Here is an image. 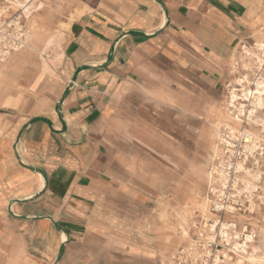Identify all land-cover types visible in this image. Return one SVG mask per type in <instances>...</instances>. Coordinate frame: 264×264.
<instances>
[{"label": "crops", "instance_id": "obj_1", "mask_svg": "<svg viewBox=\"0 0 264 264\" xmlns=\"http://www.w3.org/2000/svg\"><path fill=\"white\" fill-rule=\"evenodd\" d=\"M80 7L38 42L36 52L47 51L56 34L58 62L11 77L17 53L1 67L0 259L168 264L182 235L158 209L161 197L170 202L173 180L140 150L175 147L156 140L155 101L173 100L180 119L202 113L188 102L186 79L230 77L239 43L264 40V0H83Z\"/></svg>", "mask_w": 264, "mask_h": 264}, {"label": "rangeland", "instance_id": "obj_2", "mask_svg": "<svg viewBox=\"0 0 264 264\" xmlns=\"http://www.w3.org/2000/svg\"><path fill=\"white\" fill-rule=\"evenodd\" d=\"M33 1H35V5L30 15H27L24 12L25 5ZM82 1L0 0V45L6 50L10 49L11 44H6L5 42L18 43L20 46L19 50L13 51L7 57L9 60L19 53L15 63L9 69V76L20 77L27 75L28 72L45 71V62L47 65L58 62V45H51L47 51L41 50V52H36L38 51V42L41 40V37L46 39V35L52 29L65 28V24L61 23V20H67L68 17L73 19L76 14L78 15L80 10H82L80 9ZM39 4H41V7L38 6ZM45 18L47 21H44ZM56 23L57 25H55ZM48 24L51 25V28L47 26ZM48 40L44 44V50L47 49ZM230 79H232L231 70L228 79H186L187 83L184 89L191 96V101L189 98L188 102H192L190 105L193 108H196L195 105L197 104L202 110V113H198L196 116L189 112L186 119L183 117L180 119V110L173 100L157 99L155 101L157 113L156 125L160 130L155 133L156 140L161 141L166 139L173 142L175 147L163 149L145 146L140 149L141 155L156 158V167L167 169V173L172 177V193L164 197L170 202L165 204L163 197H161L158 210L160 211V219L170 222L171 230L175 235H182L183 237V234L186 232L191 234L183 246L189 245L191 239H196L198 226L203 220L201 214L205 205L204 199L206 196L209 197V188L211 187L208 177L210 167L212 166L210 144L211 142H215L214 126L220 121L224 122L227 118L223 112V107L225 105L224 100L227 97L225 85ZM176 87H182L183 89V86L179 87V85H176ZM164 123H166V127H164ZM234 123H236L238 128L243 126L242 122L234 121ZM142 136L144 140L149 139L147 132L142 133ZM219 147H221L220 144ZM176 155H179V158H181V164L174 162ZM167 157H170V159ZM220 157H224L222 147ZM163 163H166V165ZM253 164H249V166H253ZM261 168H264L263 161L261 162ZM260 186L253 191L252 199L255 202V207L252 210L240 211L235 216H226L228 220L232 219L237 223V230L241 234L244 233L245 236H248V234L254 232L253 241L248 243L247 250L249 252L253 250L252 245H261L259 230L264 228V180ZM174 188L176 189L174 190ZM182 237L172 247L171 253L174 254L176 252L175 249L182 240ZM261 247L264 249L262 245ZM229 253L232 257L229 260V264H250L249 253L244 255L235 251H230ZM0 264H10V262L6 259H0Z\"/></svg>", "mask_w": 264, "mask_h": 264}, {"label": "built area", "instance_id": "obj_3", "mask_svg": "<svg viewBox=\"0 0 264 264\" xmlns=\"http://www.w3.org/2000/svg\"><path fill=\"white\" fill-rule=\"evenodd\" d=\"M247 59L257 54V63L254 68L243 66L240 54ZM232 79L226 82L225 106L232 117L242 122L243 126L235 128L232 125L221 124L220 145L224 151V157L216 158L212 161L210 167L209 191L210 210L212 216L203 217L198 226L196 239H191L190 244L180 247L169 258L168 264H229L232 259L230 251L234 250V242L239 241L242 244L248 243L246 236L236 238L233 229L237 228L234 220L228 221L229 227L224 228L227 231L226 236H216L215 240H209L206 237V230L215 224L217 232L220 233L222 223L226 219V214L236 215L240 211L252 210L255 202L252 199L253 191L245 188L241 181V175L245 170L238 171L237 166L242 164L250 169L261 168V162H264V142L247 141L244 132L250 121V111H254V116L264 117V104L255 109L256 96L246 97V89L256 90L257 81L263 82L264 88V45L251 39H244L239 43L237 55H234L231 63ZM264 95V93H263ZM252 117V116H251ZM261 146V147H259ZM253 166H249V164ZM264 169V168H262ZM224 174L225 179L222 178ZM234 224V225H233ZM241 238V239H240ZM225 251L226 254L220 253ZM237 252V251H235ZM239 253V252H238ZM243 255L247 254L240 252ZM225 258V259H224Z\"/></svg>", "mask_w": 264, "mask_h": 264}, {"label": "bare ground", "instance_id": "obj_4", "mask_svg": "<svg viewBox=\"0 0 264 264\" xmlns=\"http://www.w3.org/2000/svg\"><path fill=\"white\" fill-rule=\"evenodd\" d=\"M20 1V0H19ZM18 3V2H17ZM35 5V1L26 4L25 5V10L24 12L27 15H30V13L32 12V8ZM39 7H41V4L38 5ZM24 13V14H25ZM20 27V26H19ZM27 31V30H26ZM28 32V31H27ZM31 34L32 32L29 31ZM35 34V33H34ZM3 37V36H2ZM19 40V39H18ZM56 40V34L52 35L47 43V48L50 47L51 44H53ZM261 43V45H264V41H259ZM6 44H11L10 49L6 50L4 49L1 45H0V72H1V67L2 64L5 60H7V57L12 54L13 51H17L19 50L18 48L20 47L18 43H11V42H5ZM25 43V42H23ZM28 45V44H27ZM238 52V48L236 49L235 54L237 55ZM242 61H243V66L247 67V68H254V66L257 63V57H259L257 54H254L251 58L247 59L246 56H244L242 53L240 54ZM1 74V73H0ZM263 82L261 81H257V87L256 90L253 89H246L245 92V96L246 97H253L255 96V93H259V95L256 96V101H255V109L258 108V106H262L264 104V88H262L259 85H262ZM225 103V101H224ZM229 110V108H228ZM227 110V106L224 105L223 107V112L225 113V115L227 116V118L225 119L224 122H219L217 125H215V133H214V138H215V142H211L210 144V157L212 159V161H214L216 158H221L220 157V151H221V147H219L220 144V136H221V124H226V125H232L235 128H238V126H236V123H234V121L238 122L237 120H235L232 115L228 112ZM250 121L248 122V127L246 128L245 132H244V136L246 138L247 141L252 140L254 142H264V117H256L254 116V111H250ZM240 122V121H239ZM261 147V146H259ZM238 171H243L245 170V172L242 173L241 175V181L243 182V184L245 185V188L248 190H252V189H258L261 184V182L264 180V170L262 168H253L250 169L248 167H244L242 164H239L237 166ZM208 177L210 180L211 177V173H208ZM222 178L225 179L224 174H222ZM210 189V188H209ZM263 190V189H262ZM205 201V205L204 208L202 210V216L204 218L212 216L211 210H210V199L209 197H205L204 199ZM227 215H230V213H227ZM182 216V215H181ZM228 217V216H227ZM226 217V219L224 220V222L222 223V226L220 228V233L217 232L216 226L215 224L211 225L210 227H208V229L206 230V237L209 240H215L216 236L221 235L222 237L226 236L227 231L224 230V228L229 227L228 224V218ZM230 217V216H229ZM184 224V223H183ZM234 225V224H233ZM235 234H236V238H238L240 235L237 232V228L233 229ZM260 233V237H261V245L264 247V228H261L259 230ZM191 235V234H190ZM247 239L252 242L254 239V232L252 234H248ZM235 246H234V250L237 252H244V253H249V261L250 264H264V249L260 246H255L252 245L253 250L251 252H249L246 248V243L242 244L239 241H235ZM220 253L226 254L225 251H222ZM241 260V259H240Z\"/></svg>", "mask_w": 264, "mask_h": 264}, {"label": "water", "instance_id": "obj_5", "mask_svg": "<svg viewBox=\"0 0 264 264\" xmlns=\"http://www.w3.org/2000/svg\"><path fill=\"white\" fill-rule=\"evenodd\" d=\"M58 226V225H57Z\"/></svg>", "mask_w": 264, "mask_h": 264}]
</instances>
